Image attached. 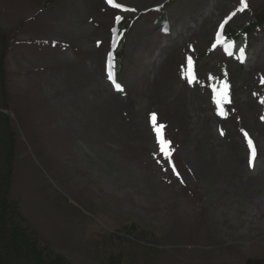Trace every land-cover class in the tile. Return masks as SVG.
I'll return each mask as SVG.
<instances>
[{
	"label": "rangeland",
	"instance_id": "1",
	"mask_svg": "<svg viewBox=\"0 0 264 264\" xmlns=\"http://www.w3.org/2000/svg\"><path fill=\"white\" fill-rule=\"evenodd\" d=\"M165 1L0 0L9 200L68 264L264 259V25L244 64L239 47L233 57L215 45L221 27L244 28L264 0H244L243 11L241 0L172 1L163 36L151 21ZM118 18L132 23L120 90L106 56Z\"/></svg>",
	"mask_w": 264,
	"mask_h": 264
},
{
	"label": "trees",
	"instance_id": "2",
	"mask_svg": "<svg viewBox=\"0 0 264 264\" xmlns=\"http://www.w3.org/2000/svg\"><path fill=\"white\" fill-rule=\"evenodd\" d=\"M264 23V15H256L254 19L243 29L241 33L248 34L256 30ZM231 36L237 33L230 31ZM3 38V37H1ZM229 39H232L229 37ZM0 43V82L3 77L2 65L4 47ZM0 84V88H1ZM5 107V105L3 106ZM2 119L6 117L0 114V264H68L62 256L56 254L52 248L36 240L35 235L27 227L18 215L15 203L8 200L10 174L15 158V140L11 133H7ZM131 233L130 231H128ZM148 235V231H142ZM111 237L114 235L109 234ZM121 258V259H120ZM109 264H122L120 255L111 256ZM244 264H264V259L247 260Z\"/></svg>",
	"mask_w": 264,
	"mask_h": 264
},
{
	"label": "snow or ice",
	"instance_id": "3",
	"mask_svg": "<svg viewBox=\"0 0 264 264\" xmlns=\"http://www.w3.org/2000/svg\"><path fill=\"white\" fill-rule=\"evenodd\" d=\"M108 2H109V3H112V0H108ZM241 4H242V7L239 9V11H243L244 8L246 7V4L244 3V0H241ZM113 7H119V5H117V4H113ZM234 14H235V13H234ZM109 78H111V76H110ZM115 86H116L117 90H120V86H119L118 84L115 85ZM227 87H228L227 84H225V85H224V89H225V91H224V93L222 94L224 99H227ZM214 91H215V89H214ZM219 103H220V101L218 100V101H217L218 106H219ZM221 114H223V113L221 112ZM161 127H162V126H161ZM153 128H154V130L157 132L158 143L160 144V150H161V152L164 154L165 159H169V158H170V152H169V150H168V148H169V142L165 141V140L161 137L160 129L157 128L155 124L153 125ZM245 137L247 138V133H245ZM248 145H249V148L252 149L253 155H255V149H254V146H253V144H252L251 139H248ZM172 171L175 172V168H174V167H173ZM177 176H179L178 173H177Z\"/></svg>",
	"mask_w": 264,
	"mask_h": 264
}]
</instances>
